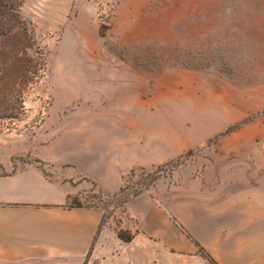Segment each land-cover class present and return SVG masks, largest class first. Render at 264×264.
<instances>
[{
	"label": "rangeland",
	"instance_id": "374dc122",
	"mask_svg": "<svg viewBox=\"0 0 264 264\" xmlns=\"http://www.w3.org/2000/svg\"><path fill=\"white\" fill-rule=\"evenodd\" d=\"M22 14L47 63L25 113L0 119V163L41 161L53 143L101 115H138L179 152L130 171L119 197L89 192L69 204L99 206L103 224L133 233L122 222L123 199L152 189L176 208L199 256L203 248L220 264H237L236 207H264V2L26 0ZM159 166L160 178L146 188ZM47 167L49 175L63 169Z\"/></svg>",
	"mask_w": 264,
	"mask_h": 264
},
{
	"label": "crops",
	"instance_id": "0c3cea01",
	"mask_svg": "<svg viewBox=\"0 0 264 264\" xmlns=\"http://www.w3.org/2000/svg\"><path fill=\"white\" fill-rule=\"evenodd\" d=\"M101 117L91 128L78 124L41 161L0 163V264H207L176 219V208L165 206L152 189L125 203L122 222L135 235L130 242L103 224L101 207L67 205L69 197L89 192L117 193L131 170L154 167L179 152L138 115ZM48 164L63 169L49 175ZM235 213L237 264H264V207L237 205ZM245 215L252 223L250 242Z\"/></svg>",
	"mask_w": 264,
	"mask_h": 264
},
{
	"label": "trees",
	"instance_id": "16d2710c",
	"mask_svg": "<svg viewBox=\"0 0 264 264\" xmlns=\"http://www.w3.org/2000/svg\"><path fill=\"white\" fill-rule=\"evenodd\" d=\"M25 1L0 0V119L20 118L26 111L27 92L45 75L46 52L23 17L22 7ZM169 54L168 56L161 54L160 58L165 60L172 56L171 52ZM240 124L230 126L224 134L238 129ZM161 169L159 166L149 173L146 188L157 183ZM125 190L126 184L117 193L101 195L119 197ZM142 191L143 188L137 189L132 195L125 196L124 203ZM95 196H98V193H95ZM72 199L81 200L82 196L69 197L67 205L70 207L92 206L81 202L69 204ZM117 234L125 242H130L134 237L133 233L123 229L118 230ZM200 255L208 264H220L203 248H200Z\"/></svg>",
	"mask_w": 264,
	"mask_h": 264
}]
</instances>
